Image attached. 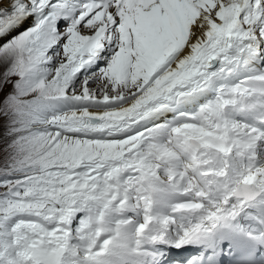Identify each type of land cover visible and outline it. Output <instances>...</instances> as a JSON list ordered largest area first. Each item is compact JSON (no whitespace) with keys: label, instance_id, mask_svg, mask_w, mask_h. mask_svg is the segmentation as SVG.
<instances>
[{"label":"snow or ice","instance_id":"6c2138e0","mask_svg":"<svg viewBox=\"0 0 264 264\" xmlns=\"http://www.w3.org/2000/svg\"><path fill=\"white\" fill-rule=\"evenodd\" d=\"M0 264H264V0H0Z\"/></svg>","mask_w":264,"mask_h":264}]
</instances>
